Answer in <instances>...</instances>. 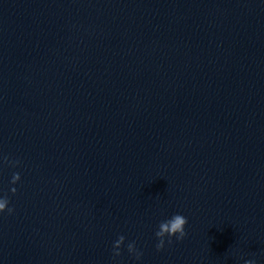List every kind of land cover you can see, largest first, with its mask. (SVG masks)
Segmentation results:
<instances>
[{"label":"water","instance_id":"water-1","mask_svg":"<svg viewBox=\"0 0 264 264\" xmlns=\"http://www.w3.org/2000/svg\"><path fill=\"white\" fill-rule=\"evenodd\" d=\"M4 197L0 264H264V0H0Z\"/></svg>","mask_w":264,"mask_h":264},{"label":"clouds","instance_id":"clouds-1","mask_svg":"<svg viewBox=\"0 0 264 264\" xmlns=\"http://www.w3.org/2000/svg\"><path fill=\"white\" fill-rule=\"evenodd\" d=\"M5 159H7L5 157ZM18 163V162H17ZM20 180L19 173H14L12 176L11 183L15 184L17 181ZM16 188H12L11 192L15 194ZM8 199L4 197L0 199V212H4L7 210L9 213L13 211L12 208H8ZM188 223V220L182 214H175L170 219L161 221L158 230L155 233V236L158 239V243L156 244V249L162 250L165 245V237L168 238V243L172 242V237H175L177 240H183L184 237L187 235L185 232V225ZM125 237L123 235L119 236L118 239L114 242L113 245V255L114 257H118L121 255L120 248L124 244ZM127 249L129 253L135 255L136 259H139L142 255L141 252L137 251L135 247V242L129 243L127 245ZM245 264H255L254 260H246Z\"/></svg>","mask_w":264,"mask_h":264}]
</instances>
